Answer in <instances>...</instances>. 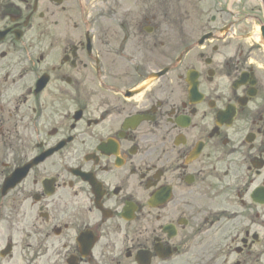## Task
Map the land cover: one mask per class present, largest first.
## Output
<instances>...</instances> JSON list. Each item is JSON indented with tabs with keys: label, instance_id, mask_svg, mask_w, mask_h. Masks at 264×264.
Returning <instances> with one entry per match:
<instances>
[{
	"label": "flooded vegetation",
	"instance_id": "flooded-vegetation-1",
	"mask_svg": "<svg viewBox=\"0 0 264 264\" xmlns=\"http://www.w3.org/2000/svg\"><path fill=\"white\" fill-rule=\"evenodd\" d=\"M253 1L0 0V264H264Z\"/></svg>",
	"mask_w": 264,
	"mask_h": 264
},
{
	"label": "rangeland",
	"instance_id": "rangeland-1",
	"mask_svg": "<svg viewBox=\"0 0 264 264\" xmlns=\"http://www.w3.org/2000/svg\"><path fill=\"white\" fill-rule=\"evenodd\" d=\"M203 4V5H202ZM246 5V6H251L253 4H255V2L251 1V0H194V5H195V15L197 16L198 14H200V12H198L199 10H202V8L200 9V7H206L207 9H210L211 12L205 13L204 14H208V16H212L215 14L214 10H216L219 6L223 5V6H236V5ZM256 30V28L254 29ZM254 41H250L249 44H246L245 46V50H250V44L253 43ZM255 46L252 48V52L254 54V56H258L259 54L264 55V49L261 47H258L256 44H254ZM249 47V48H247ZM259 49V50H258ZM46 264L54 262V259L52 257L51 253H46ZM61 257L58 258V260H60Z\"/></svg>",
	"mask_w": 264,
	"mask_h": 264
}]
</instances>
